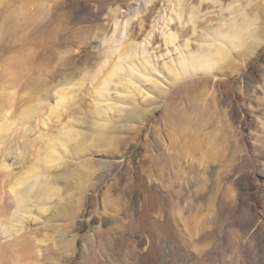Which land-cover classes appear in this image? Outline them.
I'll return each mask as SVG.
<instances>
[{
    "label": "rangeland",
    "instance_id": "obj_1",
    "mask_svg": "<svg viewBox=\"0 0 264 264\" xmlns=\"http://www.w3.org/2000/svg\"><path fill=\"white\" fill-rule=\"evenodd\" d=\"M0 264H264V0H0Z\"/></svg>",
    "mask_w": 264,
    "mask_h": 264
},
{
    "label": "bare ground",
    "instance_id": "obj_2",
    "mask_svg": "<svg viewBox=\"0 0 264 264\" xmlns=\"http://www.w3.org/2000/svg\"><path fill=\"white\" fill-rule=\"evenodd\" d=\"M6 17L7 16L5 15L4 18H6ZM175 33L176 32H174L173 34H169V41L171 40L172 36L175 35ZM234 34L236 36H240V33L237 32V31H235ZM162 45H163L162 43H159V42L153 40L150 43V45H149L150 46L151 53H153V51H155L154 53L157 55L160 52L164 51L162 49L163 48ZM221 48H222L221 45H219V46L217 45V48H216L215 52L219 54ZM165 51H166V49H165ZM164 54L165 53H163L162 55H164ZM159 56H161V53L159 54ZM202 58L203 59H206V58L208 59V60L206 59V61H207L206 66L207 67L206 68H203V70H207L208 67L211 64L212 57L210 55H203ZM171 60H173V59H170L169 60V67H170V65H172L171 64L172 63ZM175 67H178L182 71L185 70V69H188V71L190 72V75H192L193 72H199V71H201V69L203 67V62L201 60L195 59L194 62L191 63V65H187V63L186 64H183V62L181 60H179V59L176 58V60H175ZM175 73H177V72L175 71ZM196 83H198V81H195V83L191 84V87H193L194 85H197ZM175 95H176V92L171 91L169 93V96H167L165 98V100H167V102L169 101V114L171 112H175L176 110L179 109V107H173L172 106V100L175 97ZM162 107H164V109H163V111H164L166 105H155V106H152L149 109V115L151 117L155 116L156 113H157V111L160 108H162ZM170 159H171V162L169 164V174L165 178L163 176L164 173H155L154 175H155V177L157 179L163 180L166 183V185H169V190L174 191L173 194L177 197L178 200L180 198L179 197V193L181 191H183V188H184L183 185L184 184L189 183V182H193L194 184H196L197 182H199L200 180H202L204 182L203 185H202V187L205 186V183L208 180V178L206 177L207 171H205V168L197 171V170H194L193 168H191L190 166H188L184 170L183 168H179V166H177L179 164L178 163L179 157L172 156V157H170ZM150 177H151V174L149 173V175H147V178L150 179ZM149 182H151V180H149ZM30 187H31V185L28 184V188H30ZM17 194H18L19 199H23L24 200L25 195H24V193L22 191H18ZM217 198H218V196L216 195L215 196V199H217ZM184 201H186L185 198H184ZM176 205H178V202L177 201H176ZM149 208L152 211L151 215L160 214L161 216H167V214H168L167 213V210H158L157 207H156V204H154L153 201H151V205H149ZM58 209H60V212H61L60 214H62V216L64 215V217L65 216L70 217V216L73 215L72 214V211H71V209H72L71 208V204H59ZM172 213H173V211H172ZM148 217H149V214H148V212L146 210V206H143V208L141 209V211H139V213H138V222H139V224L141 223V224H145V225H148L149 227H151V222L149 221ZM156 221L162 224V221H158V220H156ZM154 222H152V224H153V226H156V224ZM26 240H27V236L22 235L19 238H17L14 241L13 244L14 245H20V244H22ZM164 242H166V241H164ZM142 243H144V246L146 248V253H145L146 256H149L152 259L156 255V252H157L156 251L157 242H156V239H155L154 234H148L147 236H145V238L143 239ZM68 244H69L68 240L67 241H64V242H60V245L62 247H66Z\"/></svg>",
    "mask_w": 264,
    "mask_h": 264
}]
</instances>
